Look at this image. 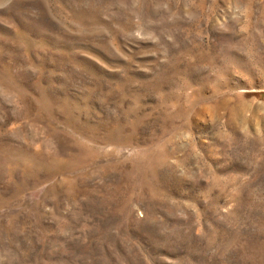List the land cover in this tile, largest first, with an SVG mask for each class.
Instances as JSON below:
<instances>
[{
  "label": "rangeland",
  "instance_id": "rangeland-1",
  "mask_svg": "<svg viewBox=\"0 0 264 264\" xmlns=\"http://www.w3.org/2000/svg\"><path fill=\"white\" fill-rule=\"evenodd\" d=\"M0 264H264V0H0Z\"/></svg>",
  "mask_w": 264,
  "mask_h": 264
}]
</instances>
